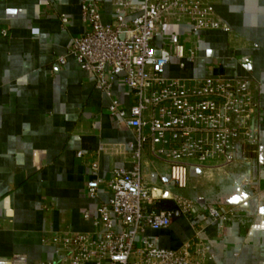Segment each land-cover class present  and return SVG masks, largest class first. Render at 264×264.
<instances>
[{"label": "crops", "instance_id": "1", "mask_svg": "<svg viewBox=\"0 0 264 264\" xmlns=\"http://www.w3.org/2000/svg\"><path fill=\"white\" fill-rule=\"evenodd\" d=\"M98 1L102 21L110 22V0ZM80 3L0 0V264H8L13 254H24L29 264L53 260L54 247L42 238L65 228L93 232L94 210L110 197L106 181L112 168L131 166L127 144L132 134L108 113L109 98L95 87L93 75L71 56L64 65L56 61L72 37L85 31ZM214 8L228 31L195 35L187 23L168 22L152 45H196L194 58L186 56L184 67L177 58L170 60L167 76L252 79L261 105L255 162L226 169L217 161L192 167L194 173L207 169L209 181L196 174L199 179L189 180L183 194L191 187L196 191L185 195L200 205L236 207L224 222L203 221L199 235L213 253L208 264H264V0H214ZM112 93L129 106L131 94L120 79ZM141 165L149 186L167 181L164 162L145 152ZM236 178L257 183L260 199ZM90 180L99 182L95 198L86 192ZM144 233L158 246L174 249L190 241L194 231L187 220L174 218L168 227Z\"/></svg>", "mask_w": 264, "mask_h": 264}, {"label": "built area", "instance_id": "2", "mask_svg": "<svg viewBox=\"0 0 264 264\" xmlns=\"http://www.w3.org/2000/svg\"><path fill=\"white\" fill-rule=\"evenodd\" d=\"M110 3L114 17L103 22L101 3L81 0L85 31L72 37L66 54L56 61L64 65L66 56H71L81 70L93 75L95 87L109 98L108 113L132 134L127 144L131 166L112 168L106 181L110 197L94 210L93 232L65 228L45 236L42 243L54 247V258L37 264H208L213 253L199 235L203 221L224 222L234 211L200 205L187 195L170 191L169 185L186 188L189 169L210 161L221 166L253 164L260 141L259 96L248 77L165 74L172 58L179 60V67H184L186 56L193 59L196 45L154 46L152 39L168 22L187 23L195 35L228 31L229 26L215 11L214 0ZM60 23L65 25L67 19L61 16ZM116 79L131 94L128 107L113 96ZM145 152L167 166L168 178L161 186H149L144 178L141 162ZM241 184L253 198L260 199L257 183L243 178ZM98 187L97 180L86 182L88 196L95 198ZM162 198L171 200L174 209L154 208ZM174 218L188 221L194 231L190 241L178 248H163L145 235V229L166 228ZM8 264L29 263L24 254H13Z\"/></svg>", "mask_w": 264, "mask_h": 264}, {"label": "rangeland", "instance_id": "3", "mask_svg": "<svg viewBox=\"0 0 264 264\" xmlns=\"http://www.w3.org/2000/svg\"><path fill=\"white\" fill-rule=\"evenodd\" d=\"M228 167H230V166H223L221 169H226V168H228ZM198 170L199 171H197L196 173H194L193 171H192V169H189V172H188V178H187V182H189V180H190V183L191 182H194V180H196V179H199L198 177H200V179H202V180H204V182H206V183H208L207 181H209V172H208V170L207 169H202V168H198ZM196 174H199L200 176H198V177H196ZM222 174H224V173H222ZM222 179L223 180H221L222 181V183L223 182H225L224 180H226V178L225 177H222ZM236 180H237V182L241 185V186H243L242 184H241V180H242V178H236ZM188 184V183H187ZM207 185V184H206ZM169 187H170V189H171V191H177V192H180V193H182L183 194V189H176L175 187H173V186H171V185H169ZM185 189V188H184ZM190 190H189V192L188 191H184V195L185 194H189V193H192V191H196V190H191L192 188L190 187L189 188ZM202 190V189H201ZM206 195H208V194H206ZM234 208H236V207H234ZM234 208H226V209H223V208H221L222 210H224V211H227V210H234ZM236 210V209H235Z\"/></svg>", "mask_w": 264, "mask_h": 264}, {"label": "trees", "instance_id": "4", "mask_svg": "<svg viewBox=\"0 0 264 264\" xmlns=\"http://www.w3.org/2000/svg\"><path fill=\"white\" fill-rule=\"evenodd\" d=\"M156 209H174V204L171 200L167 198L160 199L154 206Z\"/></svg>", "mask_w": 264, "mask_h": 264}]
</instances>
